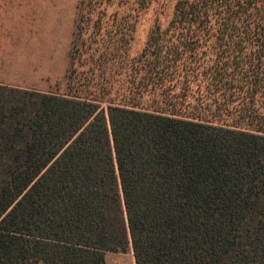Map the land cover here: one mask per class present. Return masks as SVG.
Masks as SVG:
<instances>
[{"label": "trees", "instance_id": "16d2710c", "mask_svg": "<svg viewBox=\"0 0 264 264\" xmlns=\"http://www.w3.org/2000/svg\"><path fill=\"white\" fill-rule=\"evenodd\" d=\"M135 4L83 0L66 94L0 85V264H264V0H176L131 59Z\"/></svg>", "mask_w": 264, "mask_h": 264}, {"label": "rangeland", "instance_id": "374dc122", "mask_svg": "<svg viewBox=\"0 0 264 264\" xmlns=\"http://www.w3.org/2000/svg\"><path fill=\"white\" fill-rule=\"evenodd\" d=\"M82 2L0 0V85L59 95L67 93L66 76ZM93 2H123L134 10L135 2H139V16L130 43L132 59L142 52L152 30L168 26L176 0ZM115 11L116 8H111L104 22L111 21ZM107 264H135L133 253L129 250L109 254Z\"/></svg>", "mask_w": 264, "mask_h": 264}]
</instances>
